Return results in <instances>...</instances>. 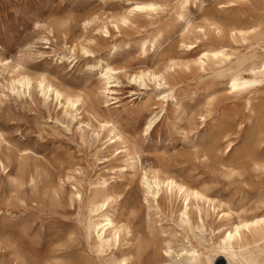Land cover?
I'll list each match as a JSON object with an SVG mask.
<instances>
[{
	"label": "rangeland",
	"instance_id": "1",
	"mask_svg": "<svg viewBox=\"0 0 264 264\" xmlns=\"http://www.w3.org/2000/svg\"><path fill=\"white\" fill-rule=\"evenodd\" d=\"M263 34L264 0H0V264H226L264 217Z\"/></svg>",
	"mask_w": 264,
	"mask_h": 264
},
{
	"label": "bare ground",
	"instance_id": "2",
	"mask_svg": "<svg viewBox=\"0 0 264 264\" xmlns=\"http://www.w3.org/2000/svg\"><path fill=\"white\" fill-rule=\"evenodd\" d=\"M238 32V31H237ZM240 32H242L241 30H240ZM243 33V32H242ZM261 36H263V38H264V34L263 35H261ZM261 39V38H260ZM214 55H216V54H214ZM213 55V56H214ZM251 69V68H250ZM249 69V70H250ZM108 70V72H110V71H112L113 69H107ZM254 74L255 75H261V76H264V61L260 64V69L257 71V72H254ZM260 76V77H261ZM257 76H255L254 78H256ZM258 79V78H257ZM251 80H240V78H238V77H236V76H234L233 78H231V88H232V90H236V89H238V88H242V86H244V85H246L247 83H249ZM41 84V83H40ZM251 84V83H250ZM248 85V84H247ZM49 87L50 88H52V85H49ZM49 90V89H48ZM51 90V89H50ZM50 92V91H49ZM73 104V103H72ZM75 104V103H74ZM74 106V105H73ZM149 127V126H148ZM155 181H157V179H155ZM170 181V180H169ZM171 182H173L174 183V181L173 180H171L170 181V183ZM175 182H177V181H175ZM154 183H156V182H154ZM157 184V183H156ZM159 184V183H158ZM169 185V184H168ZM176 185V184H175ZM178 189L179 190H184L183 192L184 193H182V194H184V196H185V199H187L190 195H195V196H199L200 194L198 193V192H196V191H193L192 189H190L191 190V192H189L188 190H187V188H185V187H183L182 185H178ZM182 192V191H181ZM155 194H157V191L155 192ZM181 194V195H182ZM154 195V194H153ZM202 195V194H201ZM195 196H194V198H195ZM182 197V196H181ZM156 198V197H155ZM184 198V197H183ZM198 198H202V197H198ZM102 201V200H101ZM109 201V200H108ZM185 202V201H184ZM104 205H106L105 203L103 204V203H94V205L92 206L93 208H92V211L93 212H95V213H97L98 214V212L99 211H101L102 210V208H103V206ZM185 206H184V210L186 209V207H187V204L185 203L184 204ZM106 207V206H105ZM183 209V208H182ZM183 210V211H184ZM182 211V210H181ZM97 214H95V215H97ZM109 214V213H108ZM182 214V213H181ZM94 215V216H95ZM100 218H103L102 220H100ZM242 220V219H241ZM264 220V217H261V218H259V219H256V220H246V221H244V222H242V223H238V224H236V225H233V226H231L230 228H229V230L228 231H226L223 235H222V237L219 239V242H218V244H217V249L214 251V252H216L215 254H218L217 256L218 257H221L222 259H224L225 260V262H226V264H244V263H240L238 260H237V262H236V260L234 261V257H236V254H237V252H236V250H233L232 248H233V239H234V237H236V236H238V235H240V230L242 229V228H247L248 229V227L249 226H251V225H256V227H257V224L259 223V222H262ZM235 223V222H234ZM90 225H92V227L96 230V232H97V235H98V240H99V244H98V246H97V249L98 248H102V250L104 249L103 247L104 246H109V241H110V243H111V241L112 240H115L117 237L119 238V231H120V228H119V226L115 223L114 224V222L112 221V219H111V217L109 216V215H106V214H100L99 215V217L97 218V219H95V220H90V222H89V225H88V227H90ZM262 227H264V226H262ZM257 229V228H256ZM259 229V228H258ZM91 230V229H90ZM246 230V229H245ZM250 230V229H249ZM247 231V230H246ZM258 232H257V234L259 235V236H263L264 235V229L263 228H261V229H259V230H257ZM88 232V231H87ZM91 232V231H90ZM90 232H89V234H90ZM242 235V234H241ZM240 235V236H241ZM245 235V234H244ZM244 235H242V236H244ZM240 236H238V239H239V237ZM91 238V237H90ZM245 239H246V237H245ZM252 239V238H251ZM263 239V238H262ZM240 240V239H239ZM247 240V239H246ZM241 241V240H240ZM239 241V243L242 245V243H243V241L244 240H242L241 242ZM115 242V241H114ZM247 242V241H246ZM245 241H244V244L246 243ZM97 244V243H96ZM246 245V244H245ZM244 245V246H245ZM236 246V245H235ZM234 246V247H235ZM240 246V245H239ZM240 248H241V246H240ZM239 248V249H240ZM194 249V248H193ZM101 250V249H100ZM170 250V249H169ZM99 251V250H98ZM235 252H236V254H235ZM185 254L187 255V258L189 259V262L187 263V264H196L195 262V257H196V255H197V257L199 256V254H197L196 252H195V250H186L185 251ZM163 255L164 256H168L169 255V251L168 250H165L164 252H163ZM179 255V254H178ZM183 255V254H182ZM238 255V254H237ZM243 258H245V257H243ZM171 259V258H170ZM236 259V258H235ZM250 259V258H249ZM249 259H247L248 261H249ZM253 259V258H252ZM251 259V260H252ZM120 260V259H119ZM199 260V259H198ZM212 260H213V258H212ZM116 263H117V261H115ZM124 262V261H123ZM201 262V261H200ZM254 262H255V260H254ZM115 264V263H114ZM160 264H165L164 263V260H162V262H160ZM209 264H213V263H209Z\"/></svg>",
	"mask_w": 264,
	"mask_h": 264
}]
</instances>
